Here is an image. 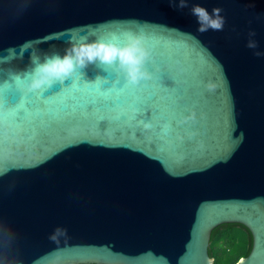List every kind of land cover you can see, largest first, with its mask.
<instances>
[{
  "label": "water",
  "instance_id": "water-1",
  "mask_svg": "<svg viewBox=\"0 0 264 264\" xmlns=\"http://www.w3.org/2000/svg\"><path fill=\"white\" fill-rule=\"evenodd\" d=\"M179 2L0 0V264H212L229 222L252 235L236 264H264V0ZM133 35L139 83L97 59L31 86L73 44Z\"/></svg>",
  "mask_w": 264,
  "mask_h": 264
},
{
  "label": "clouds",
  "instance_id": "clouds-1",
  "mask_svg": "<svg viewBox=\"0 0 264 264\" xmlns=\"http://www.w3.org/2000/svg\"><path fill=\"white\" fill-rule=\"evenodd\" d=\"M176 7L180 9L187 8L188 0H180ZM190 11L197 18L199 25L197 30L199 32L203 33L209 29L217 31L223 29L225 18L220 14L222 12L221 8H214L212 13L209 14L205 7L200 4H193ZM253 36H255V31H250L249 37ZM247 47L256 49L257 42L250 38ZM149 55V50L142 46L141 37L138 35H133L129 43L123 46L106 42L73 44L64 57L55 55L47 58L43 64L37 65L36 75L31 86L39 89L46 83L51 85L54 80H63L72 75L77 66L84 67L87 62H94L97 59L104 64H113L118 61L119 67L124 71L128 81L137 84L149 76L144 68ZM255 55L261 56L264 55V52L257 51ZM58 234H66V229L58 227L50 236V239L55 241Z\"/></svg>",
  "mask_w": 264,
  "mask_h": 264
},
{
  "label": "trees",
  "instance_id": "trees-1",
  "mask_svg": "<svg viewBox=\"0 0 264 264\" xmlns=\"http://www.w3.org/2000/svg\"><path fill=\"white\" fill-rule=\"evenodd\" d=\"M251 247V232L240 223H223L212 230L209 245L212 264H236L241 257L249 254Z\"/></svg>",
  "mask_w": 264,
  "mask_h": 264
},
{
  "label": "snow or ice",
  "instance_id": "snow-or-ice-1",
  "mask_svg": "<svg viewBox=\"0 0 264 264\" xmlns=\"http://www.w3.org/2000/svg\"><path fill=\"white\" fill-rule=\"evenodd\" d=\"M0 124H2V120H0ZM2 165H3V156L0 155V166H2Z\"/></svg>",
  "mask_w": 264,
  "mask_h": 264
}]
</instances>
